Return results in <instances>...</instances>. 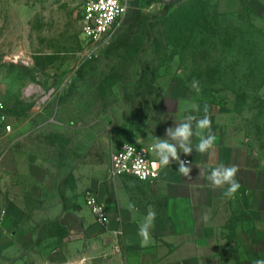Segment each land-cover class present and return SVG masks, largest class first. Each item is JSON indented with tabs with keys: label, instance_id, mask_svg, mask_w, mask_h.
Returning a JSON list of instances; mask_svg holds the SVG:
<instances>
[{
	"label": "rangeland",
	"instance_id": "1",
	"mask_svg": "<svg viewBox=\"0 0 264 264\" xmlns=\"http://www.w3.org/2000/svg\"><path fill=\"white\" fill-rule=\"evenodd\" d=\"M83 1L0 0L12 124L0 138V264H54L96 230L86 190L112 178V154L152 130L168 92L248 150L251 187L221 220L230 236L218 260H264V0H139L94 52Z\"/></svg>",
	"mask_w": 264,
	"mask_h": 264
},
{
	"label": "crops",
	"instance_id": "2",
	"mask_svg": "<svg viewBox=\"0 0 264 264\" xmlns=\"http://www.w3.org/2000/svg\"><path fill=\"white\" fill-rule=\"evenodd\" d=\"M166 99H172L173 107L166 105ZM197 107V102L168 92L160 104V115L152 130H142L137 137V141L149 149L157 166L158 158L152 150L155 141L176 143L166 134L167 129H175L186 116L202 119L207 115L215 135L213 149L206 153L196 152L200 138L193 135L192 152L186 155L178 151L180 160H190L186 166L191 169V178L178 173L176 161L169 166H157L160 175L155 180L142 181L127 174L99 178L94 190L106 205L109 224L97 220L96 230L83 232L79 244L65 245L55 253L54 264H222L218 254L225 251L230 232L221 220H234L232 207L239 195L244 206V190L248 192L251 187L252 168L243 143L234 144L218 121ZM204 134L207 135L206 130ZM220 164L238 168L236 179L240 188L232 198L223 195L227 185L214 188L200 176V171L207 174ZM256 190L259 192V187ZM248 200L246 212L250 208ZM150 208L155 212V219L149 228L150 238L144 241L139 230ZM115 230L122 233L116 235Z\"/></svg>",
	"mask_w": 264,
	"mask_h": 264
},
{
	"label": "built area",
	"instance_id": "3",
	"mask_svg": "<svg viewBox=\"0 0 264 264\" xmlns=\"http://www.w3.org/2000/svg\"><path fill=\"white\" fill-rule=\"evenodd\" d=\"M139 0H84L82 4V34L94 52L103 44L118 20ZM12 130L7 120L6 106L0 100V138ZM182 161L190 162L189 159ZM110 177L132 175L142 181L155 180L159 177V168L154 165L149 149L137 142L123 143L113 154L109 169ZM84 202L94 214L96 220L109 224L106 205L99 198L96 190L88 189ZM115 230V234H121Z\"/></svg>",
	"mask_w": 264,
	"mask_h": 264
},
{
	"label": "clouds",
	"instance_id": "4",
	"mask_svg": "<svg viewBox=\"0 0 264 264\" xmlns=\"http://www.w3.org/2000/svg\"><path fill=\"white\" fill-rule=\"evenodd\" d=\"M193 86L196 87L195 84ZM205 112H207V107H205ZM193 121H195V131L193 130ZM205 130L207 131V135L204 134ZM166 134L172 140H175L176 143H170L168 140L160 139L155 141L152 145V150L158 158L157 166H169L172 161H176L179 164L178 173L182 174L184 177L191 178L189 176L191 169L186 166V163L190 162L180 160L178 151H183L186 155L192 152V147L190 145L193 135L199 136L200 138L195 148L196 152L206 153L213 149L215 135L211 130L210 119L207 115L202 119H197L192 115L186 116L184 121L179 123L175 129H167ZM237 172L238 168L235 165L225 166L220 164L211 169L207 174L200 171V176L207 179L214 188H224L227 185L223 195L227 198H232L240 188V183L236 179ZM129 207L132 206L130 205ZM154 219L155 212L150 208L146 217V222L139 230V235L144 241L150 238L149 228ZM254 264H264V260H257Z\"/></svg>",
	"mask_w": 264,
	"mask_h": 264
},
{
	"label": "bare ground",
	"instance_id": "5",
	"mask_svg": "<svg viewBox=\"0 0 264 264\" xmlns=\"http://www.w3.org/2000/svg\"><path fill=\"white\" fill-rule=\"evenodd\" d=\"M29 91V90H28Z\"/></svg>",
	"mask_w": 264,
	"mask_h": 264
}]
</instances>
